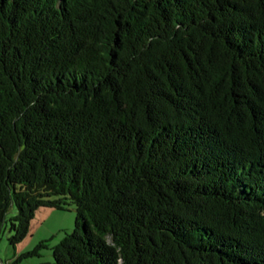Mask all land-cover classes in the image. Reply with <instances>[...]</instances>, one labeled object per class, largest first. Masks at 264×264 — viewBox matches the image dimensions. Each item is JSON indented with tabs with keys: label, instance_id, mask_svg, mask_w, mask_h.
<instances>
[{
	"label": "trees",
	"instance_id": "trees-1",
	"mask_svg": "<svg viewBox=\"0 0 264 264\" xmlns=\"http://www.w3.org/2000/svg\"><path fill=\"white\" fill-rule=\"evenodd\" d=\"M73 207L54 264H264V0H0V237Z\"/></svg>",
	"mask_w": 264,
	"mask_h": 264
},
{
	"label": "rangeland",
	"instance_id": "rangeland-1",
	"mask_svg": "<svg viewBox=\"0 0 264 264\" xmlns=\"http://www.w3.org/2000/svg\"><path fill=\"white\" fill-rule=\"evenodd\" d=\"M76 214L74 207L70 211L40 209L30 222L26 238L15 249L8 245L7 232L0 237V264H54L53 248L64 238L65 234H72L75 230ZM45 242L44 249L39 251L38 257L17 258L31 252L40 243Z\"/></svg>",
	"mask_w": 264,
	"mask_h": 264
}]
</instances>
